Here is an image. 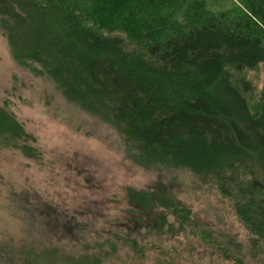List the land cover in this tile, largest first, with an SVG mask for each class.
I'll list each match as a JSON object with an SVG mask.
<instances>
[{
  "label": "trees",
  "instance_id": "1",
  "mask_svg": "<svg viewBox=\"0 0 264 264\" xmlns=\"http://www.w3.org/2000/svg\"><path fill=\"white\" fill-rule=\"evenodd\" d=\"M128 1L120 10L119 0H0V29L15 61L116 128L138 163L215 189L249 253L264 254V89L253 104V84L235 77L264 66V0H237L232 16L206 0ZM0 138L34 140L1 105ZM127 199L160 233L169 214L179 228L192 224L163 187L129 188ZM235 246L222 256L246 264Z\"/></svg>",
  "mask_w": 264,
  "mask_h": 264
},
{
  "label": "rangeland",
  "instance_id": "2",
  "mask_svg": "<svg viewBox=\"0 0 264 264\" xmlns=\"http://www.w3.org/2000/svg\"><path fill=\"white\" fill-rule=\"evenodd\" d=\"M235 7L237 0H206L207 9L229 16ZM235 77L253 84L257 104L264 66ZM0 105L34 138H0V264H232L223 251L235 253L238 242L246 264H264V254L249 253L243 225L215 189L188 172L138 163L116 128L15 61L1 29ZM15 144L32 146L37 156ZM160 187L188 207L191 226L179 228L169 214L160 233L152 217L130 210L129 188Z\"/></svg>",
  "mask_w": 264,
  "mask_h": 264
}]
</instances>
